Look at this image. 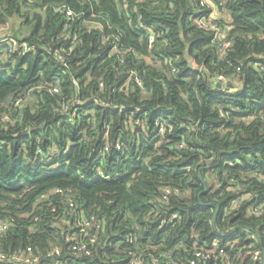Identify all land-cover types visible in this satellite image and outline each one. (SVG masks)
I'll use <instances>...</instances> for the list:
<instances>
[{"label":"trees","instance_id":"trees-1","mask_svg":"<svg viewBox=\"0 0 264 264\" xmlns=\"http://www.w3.org/2000/svg\"><path fill=\"white\" fill-rule=\"evenodd\" d=\"M211 2L0 0V264H264V0Z\"/></svg>","mask_w":264,"mask_h":264},{"label":"built area","instance_id":"built-area-1","mask_svg":"<svg viewBox=\"0 0 264 264\" xmlns=\"http://www.w3.org/2000/svg\"><path fill=\"white\" fill-rule=\"evenodd\" d=\"M67 12L69 15L73 14V11L71 9L67 10ZM212 16L214 18L213 20H209V19H205L204 17H200L198 19V23L200 26H208V27L217 29V32L219 33L220 32L219 22H218L219 17L215 18L213 14H212ZM0 45L1 46L9 45L11 49H17L18 47H24L25 49H28V45L25 43H23V44H21V46H19L20 44L18 43V41L15 40L14 38H12L10 33L3 35V37H0ZM227 46H228V43H225L224 47H227ZM218 78H219L218 80H222L224 82L228 80V78H225L222 75H220ZM227 89H230V88L227 86ZM164 129H165V125L161 124V131H163ZM57 191H61V190H57ZM250 195L253 196L254 191L249 193V196ZM240 203H241V200L239 199L237 201V204L235 203V205L239 206ZM72 204L73 203H71V205ZM251 209L254 210L256 213L264 212V201L256 198L254 200L253 205L251 206ZM87 226H90V221L85 220L84 226L81 228L84 235H87L89 233L87 231V228H86ZM7 228H8V223L6 221L0 219V236L3 232H5V230ZM72 239H74V243L72 245L73 251H86L87 250V244L84 241H80L79 239H76V237H74V236H72ZM92 240H94V238H92ZM255 246L256 245L254 243L251 245V247H255ZM252 252H253L254 259H257V260L261 259V254H260L259 249H255ZM59 254H60V249H54L50 253V255H53V256H57ZM1 256L5 257V255L0 252V257ZM13 257H14V259L22 260L27 264H38L41 261L40 257L37 254H32V248L30 246L28 247L27 251L22 252V253H16V254H14Z\"/></svg>","mask_w":264,"mask_h":264},{"label":"rangeland","instance_id":"rangeland-1","mask_svg":"<svg viewBox=\"0 0 264 264\" xmlns=\"http://www.w3.org/2000/svg\"><path fill=\"white\" fill-rule=\"evenodd\" d=\"M213 15H214V17L216 18V17H218L219 12H217L216 14H213ZM21 29H22V28H21V26L19 25V21H18V20H15V19L10 20L8 23H6V24L0 26V37H3V35L8 34V33L12 34V33H13V30H21ZM229 80H231L232 85H234V87H233L232 89H235V88H238V87L241 86V84H240L239 82H237V81H233L232 79H229ZM219 81H220V80H216V82H214V86H215V87H218V88H221V87H224V86H228V87H230V88L232 87L231 85H228L227 81L223 82V83L219 86V85H218V82H219Z\"/></svg>","mask_w":264,"mask_h":264},{"label":"water","instance_id":"water-1","mask_svg":"<svg viewBox=\"0 0 264 264\" xmlns=\"http://www.w3.org/2000/svg\"><path fill=\"white\" fill-rule=\"evenodd\" d=\"M190 65L193 66V62H192V61L190 62ZM223 82H224V81L220 80V81L218 82V85L220 86ZM227 83H228V85H231V86H232L231 88L229 87L230 89H232V88L234 87V85H232L231 80L228 79V80H227Z\"/></svg>","mask_w":264,"mask_h":264},{"label":"crops","instance_id":"crops-1","mask_svg":"<svg viewBox=\"0 0 264 264\" xmlns=\"http://www.w3.org/2000/svg\"><path fill=\"white\" fill-rule=\"evenodd\" d=\"M211 4H213L212 2H211V0H208ZM216 8V7H215ZM217 12H219L217 9H215V11H214V14H216Z\"/></svg>","mask_w":264,"mask_h":264}]
</instances>
